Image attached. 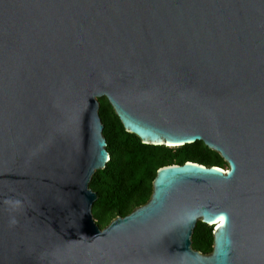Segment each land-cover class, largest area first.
<instances>
[{"label":"water","instance_id":"95a60500","mask_svg":"<svg viewBox=\"0 0 264 264\" xmlns=\"http://www.w3.org/2000/svg\"><path fill=\"white\" fill-rule=\"evenodd\" d=\"M103 98L143 144L227 170L160 168L100 228ZM0 264H264V0H0Z\"/></svg>","mask_w":264,"mask_h":264},{"label":"trees","instance_id":"16d2710c","mask_svg":"<svg viewBox=\"0 0 264 264\" xmlns=\"http://www.w3.org/2000/svg\"><path fill=\"white\" fill-rule=\"evenodd\" d=\"M100 117L104 125L111 159L105 170L98 171L90 189L98 194L93 216L100 228H106L117 217H126L145 205L153 193V181L160 168L194 162L207 167L227 169L221 156L198 142L179 148L145 145L125 131L106 98L100 99ZM214 228L199 223L192 247L204 255L214 246Z\"/></svg>","mask_w":264,"mask_h":264},{"label":"snow or ice","instance_id":"6c2138e0","mask_svg":"<svg viewBox=\"0 0 264 264\" xmlns=\"http://www.w3.org/2000/svg\"><path fill=\"white\" fill-rule=\"evenodd\" d=\"M223 223H224V217L221 216V217H220V224H223Z\"/></svg>","mask_w":264,"mask_h":264},{"label":"rangeland","instance_id":"374dc122","mask_svg":"<svg viewBox=\"0 0 264 264\" xmlns=\"http://www.w3.org/2000/svg\"><path fill=\"white\" fill-rule=\"evenodd\" d=\"M225 170H227V169H225Z\"/></svg>","mask_w":264,"mask_h":264},{"label":"built area","instance_id":"2783aa9c","mask_svg":"<svg viewBox=\"0 0 264 264\" xmlns=\"http://www.w3.org/2000/svg\"><path fill=\"white\" fill-rule=\"evenodd\" d=\"M225 171V170H224Z\"/></svg>","mask_w":264,"mask_h":264},{"label":"flooded vegetation","instance_id":"af4514ba","mask_svg":"<svg viewBox=\"0 0 264 264\" xmlns=\"http://www.w3.org/2000/svg\"><path fill=\"white\" fill-rule=\"evenodd\" d=\"M223 170V169H222Z\"/></svg>","mask_w":264,"mask_h":264}]
</instances>
